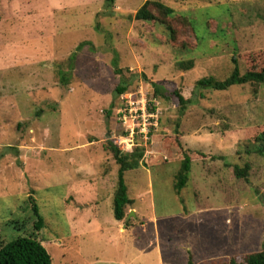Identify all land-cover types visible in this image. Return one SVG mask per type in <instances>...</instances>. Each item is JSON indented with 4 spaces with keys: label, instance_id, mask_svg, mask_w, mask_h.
Masks as SVG:
<instances>
[{
    "label": "rangeland",
    "instance_id": "374dc122",
    "mask_svg": "<svg viewBox=\"0 0 264 264\" xmlns=\"http://www.w3.org/2000/svg\"><path fill=\"white\" fill-rule=\"evenodd\" d=\"M148 1L173 9L176 39L136 19ZM234 59L241 73L264 67V0H0V239L36 237L53 264H228L264 250V156L252 150L264 84L196 87L228 78ZM124 81L161 117L117 221L106 145ZM175 91L192 101L184 113Z\"/></svg>",
    "mask_w": 264,
    "mask_h": 264
},
{
    "label": "trees",
    "instance_id": "16d2710c",
    "mask_svg": "<svg viewBox=\"0 0 264 264\" xmlns=\"http://www.w3.org/2000/svg\"><path fill=\"white\" fill-rule=\"evenodd\" d=\"M152 3L153 2L150 1L146 2L137 11L135 16L136 19L138 21L158 23L165 29L172 40L176 39L178 32L170 19L174 14L173 9L162 3L154 2V8L158 12V14H156L150 9ZM234 64L235 67L232 73L225 80L221 81L214 78H203L197 81L196 87L209 88L215 91H226L236 85H244L247 83L264 84V67L261 71L252 70L241 73L240 67L235 59ZM188 66H192V63L190 62V65H187V67ZM129 87V82L124 81L122 85L116 88V95L120 97L130 92ZM155 95L160 98H167L164 94L160 93V89L156 84ZM173 96L178 101L181 112L184 113L183 111L186 107L191 104V99H185L178 91H175ZM106 150L112 154L114 160L119 165L117 185L113 198V215L117 221H123L126 216V209L134 204V201L129 197L125 174L128 171L137 170L142 167L143 162L146 161L145 148L137 147L134 151L126 152L119 149L113 140L110 139L109 143L106 145ZM252 150L258 155L264 156V131L255 138L254 148H252ZM248 152L251 153V151ZM192 162V158L188 155L181 161L179 171L176 175V183L174 184L175 191L178 194L183 192L189 182ZM249 170V163H247L244 168L239 166H235L234 168L235 175L238 178L247 177ZM36 213L38 214V209H36ZM43 226L44 219L40 217L36 229L41 230ZM0 264H53V260L47 249L36 237H20L8 243H4L0 239ZM228 264H264V250L247 255L243 262H238L237 259H235L231 260Z\"/></svg>",
    "mask_w": 264,
    "mask_h": 264
},
{
    "label": "built area",
    "instance_id": "2783aa9c",
    "mask_svg": "<svg viewBox=\"0 0 264 264\" xmlns=\"http://www.w3.org/2000/svg\"><path fill=\"white\" fill-rule=\"evenodd\" d=\"M120 131L111 139L126 152L134 151L139 145H147L153 131L157 130L161 117L159 103L148 101L131 92L122 95V102L115 111ZM139 141V143H138Z\"/></svg>",
    "mask_w": 264,
    "mask_h": 264
},
{
    "label": "crops",
    "instance_id": "0c3cea01",
    "mask_svg": "<svg viewBox=\"0 0 264 264\" xmlns=\"http://www.w3.org/2000/svg\"><path fill=\"white\" fill-rule=\"evenodd\" d=\"M150 192V191H149ZM132 199V198H131ZM133 201H134V203H135V200L134 199H132ZM133 214V212H131V214L130 215H132Z\"/></svg>",
    "mask_w": 264,
    "mask_h": 264
}]
</instances>
